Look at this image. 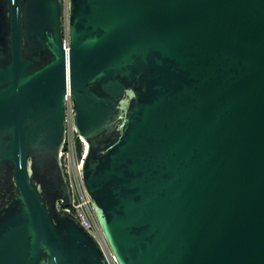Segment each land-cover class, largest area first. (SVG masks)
I'll return each mask as SVG.
<instances>
[{"label": "water", "instance_id": "1", "mask_svg": "<svg viewBox=\"0 0 264 264\" xmlns=\"http://www.w3.org/2000/svg\"><path fill=\"white\" fill-rule=\"evenodd\" d=\"M69 97L118 264H264V0H0V264H110Z\"/></svg>", "mask_w": 264, "mask_h": 264}, {"label": "built area", "instance_id": "2", "mask_svg": "<svg viewBox=\"0 0 264 264\" xmlns=\"http://www.w3.org/2000/svg\"><path fill=\"white\" fill-rule=\"evenodd\" d=\"M68 41V38H67ZM75 108L71 97L67 99V130L61 161L71 194V206L67 208L78 218L83 227L93 235L110 264H118L117 259L105 237L92 208L83 178L88 145L83 141L74 125Z\"/></svg>", "mask_w": 264, "mask_h": 264}]
</instances>
